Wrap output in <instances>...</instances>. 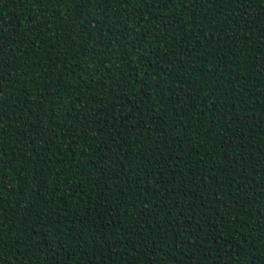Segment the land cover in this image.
I'll list each match as a JSON object with an SVG mask.
<instances>
[{"label":"trees","instance_id":"1","mask_svg":"<svg viewBox=\"0 0 264 264\" xmlns=\"http://www.w3.org/2000/svg\"><path fill=\"white\" fill-rule=\"evenodd\" d=\"M0 264H264V0H0Z\"/></svg>","mask_w":264,"mask_h":264}]
</instances>
